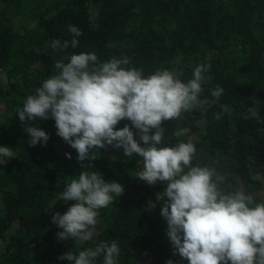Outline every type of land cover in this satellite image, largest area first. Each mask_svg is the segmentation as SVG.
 Returning a JSON list of instances; mask_svg holds the SVG:
<instances>
[{
    "label": "trees",
    "instance_id": "16d2710c",
    "mask_svg": "<svg viewBox=\"0 0 264 264\" xmlns=\"http://www.w3.org/2000/svg\"><path fill=\"white\" fill-rule=\"evenodd\" d=\"M70 24L81 30L79 44L55 50L53 41L74 38ZM80 52H95L101 62L127 56V67L142 68L145 76L175 70L185 82L197 65H211L200 97L208 103L164 121L162 146L194 143L193 165L216 169L222 190H243L264 202V0H0V146L16 153L0 165V264H69L59 257L101 241L118 243L117 264H188L173 254L160 214L166 184L137 178L142 158L124 157L122 148L96 149L98 157L85 162L125 189L99 210L94 238L82 245L57 239L62 229L51 216L74 201L56 197L83 169L75 149L56 134L54 119L32 122L49 140L29 146L16 110L56 73L57 60L67 63ZM217 86L224 89L218 101L211 96ZM125 124L131 126L125 119L116 128ZM183 128L189 131L177 137Z\"/></svg>",
    "mask_w": 264,
    "mask_h": 264
},
{
    "label": "clouds",
    "instance_id": "9594fccd",
    "mask_svg": "<svg viewBox=\"0 0 264 264\" xmlns=\"http://www.w3.org/2000/svg\"><path fill=\"white\" fill-rule=\"evenodd\" d=\"M69 31L74 38L63 43L53 41L55 50L79 44L75 37L82 35L81 30L70 24ZM67 61L57 60L56 73L16 110L29 146H46L49 140V134L32 122L37 118L54 119L56 134L75 149L83 169L56 197V201H74L63 214L57 211L51 216L62 229L57 239H72L80 245L92 240L99 210L123 195V185L106 181L99 171L88 170L94 169L91 163H85L98 157L94 150L111 146L122 148L124 157L142 158L137 178L150 186L166 184L160 193V214L166 220L174 255L188 264H264V202L257 203L243 190H222L224 178L216 169L193 165L194 143L162 146L164 121L177 120L182 112L208 103L200 97L204 73L211 65H197L192 78L185 82L182 72L175 70H157L145 76L142 68L127 67V56L101 62L95 52H80L69 54ZM223 92L217 86L211 96L218 101ZM221 109L232 111L228 105H221ZM215 118L219 120L221 113ZM125 119L131 126L117 129L116 125ZM188 131L183 128L175 135L180 137ZM65 155L71 159V153ZM12 158L16 153L11 147L0 146V165ZM120 251L116 241H101L78 254L69 250L59 259H67L69 264H96L103 257V264H117ZM166 264L173 261L169 259Z\"/></svg>",
    "mask_w": 264,
    "mask_h": 264
},
{
    "label": "rangeland",
    "instance_id": "374dc122",
    "mask_svg": "<svg viewBox=\"0 0 264 264\" xmlns=\"http://www.w3.org/2000/svg\"><path fill=\"white\" fill-rule=\"evenodd\" d=\"M19 24H20V25L22 24V21H21V20L19 21ZM262 195H264V190H263V192H262Z\"/></svg>",
    "mask_w": 264,
    "mask_h": 264
}]
</instances>
